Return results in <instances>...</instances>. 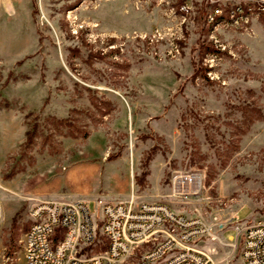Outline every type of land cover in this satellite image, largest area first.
<instances>
[{
    "label": "rangeland",
    "instance_id": "1",
    "mask_svg": "<svg viewBox=\"0 0 264 264\" xmlns=\"http://www.w3.org/2000/svg\"><path fill=\"white\" fill-rule=\"evenodd\" d=\"M179 4L0 0V264H24L36 201L99 215L131 194L216 224L200 249L243 264L228 238L264 217V15L236 28ZM176 172L202 193L170 197Z\"/></svg>",
    "mask_w": 264,
    "mask_h": 264
},
{
    "label": "built area",
    "instance_id": "2",
    "mask_svg": "<svg viewBox=\"0 0 264 264\" xmlns=\"http://www.w3.org/2000/svg\"><path fill=\"white\" fill-rule=\"evenodd\" d=\"M183 18L194 19L198 7L179 0ZM208 24L244 28L264 15V0H202ZM193 23V20L192 22ZM170 197H197L203 177L198 172H176ZM99 215L86 200H39L29 212L23 236L24 264H219L200 249L205 239L219 240L214 225L174 212L166 203L95 201ZM232 248L240 237L243 264H264V217L234 227ZM233 251V252H234Z\"/></svg>",
    "mask_w": 264,
    "mask_h": 264
},
{
    "label": "crops",
    "instance_id": "3",
    "mask_svg": "<svg viewBox=\"0 0 264 264\" xmlns=\"http://www.w3.org/2000/svg\"><path fill=\"white\" fill-rule=\"evenodd\" d=\"M191 1H193L194 3H197V2H201L202 0H191ZM81 169V168H80ZM80 169H78V170H75L74 171V173L72 174V175H78V176H80ZM55 200V199H54ZM74 200H80V196L79 197H77L76 199H74Z\"/></svg>",
    "mask_w": 264,
    "mask_h": 264
},
{
    "label": "trees",
    "instance_id": "4",
    "mask_svg": "<svg viewBox=\"0 0 264 264\" xmlns=\"http://www.w3.org/2000/svg\"><path fill=\"white\" fill-rule=\"evenodd\" d=\"M30 133H31V135H29V132H27V135H29L31 137V139H32L34 137V133H33V131L30 132Z\"/></svg>",
    "mask_w": 264,
    "mask_h": 264
}]
</instances>
